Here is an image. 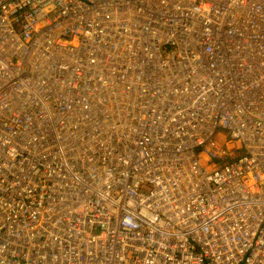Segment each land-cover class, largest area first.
Segmentation results:
<instances>
[{"label":"built area","instance_id":"built-area-1","mask_svg":"<svg viewBox=\"0 0 264 264\" xmlns=\"http://www.w3.org/2000/svg\"><path fill=\"white\" fill-rule=\"evenodd\" d=\"M0 264H264V0H0Z\"/></svg>","mask_w":264,"mask_h":264}]
</instances>
